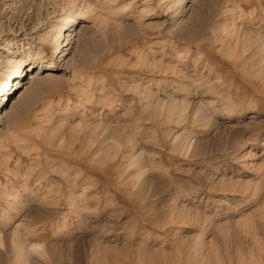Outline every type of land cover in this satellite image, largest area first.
<instances>
[{"label": "rangeland", "instance_id": "rangeland-1", "mask_svg": "<svg viewBox=\"0 0 264 264\" xmlns=\"http://www.w3.org/2000/svg\"><path fill=\"white\" fill-rule=\"evenodd\" d=\"M19 59L0 264H264V0H0Z\"/></svg>", "mask_w": 264, "mask_h": 264}, {"label": "bare ground", "instance_id": "bare-ground-1", "mask_svg": "<svg viewBox=\"0 0 264 264\" xmlns=\"http://www.w3.org/2000/svg\"><path fill=\"white\" fill-rule=\"evenodd\" d=\"M178 2H180V0H178ZM91 10H94V8L92 9V7H90L87 13L80 11L78 12V14L75 15L72 14L64 16L61 21L55 26L54 31L52 33V38L53 44L56 46V50L58 51L59 58L65 57L66 54L69 53L70 50H68L67 47L69 49L73 47V41L66 37V34L69 31L70 27L75 24L77 26L83 21L87 20L89 18V12H91ZM45 67H47V69H42L39 73L40 75H42L41 73L44 72L51 74V72H54V70L57 69L55 67V64H53L52 62L46 63L44 65V68ZM27 68H29V65L24 64L23 60L19 59L15 62L12 71L7 75L6 79H2L0 82V89L3 90L1 96H6L7 93L12 94L14 90L21 87V81L22 79H24L22 78L23 74L29 72L27 71ZM39 74H35V76H40ZM32 77L33 75H31V78ZM0 106L2 105L0 104Z\"/></svg>", "mask_w": 264, "mask_h": 264}]
</instances>
